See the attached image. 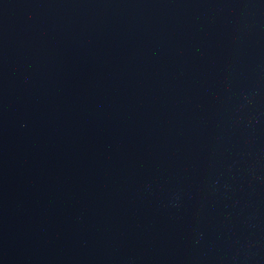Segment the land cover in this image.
Listing matches in <instances>:
<instances>
[{"label":"water","instance_id":"water-1","mask_svg":"<svg viewBox=\"0 0 264 264\" xmlns=\"http://www.w3.org/2000/svg\"><path fill=\"white\" fill-rule=\"evenodd\" d=\"M0 264H264V0H0Z\"/></svg>","mask_w":264,"mask_h":264}]
</instances>
